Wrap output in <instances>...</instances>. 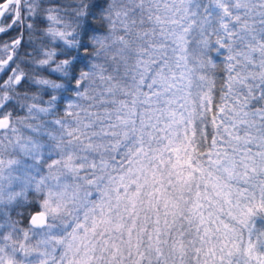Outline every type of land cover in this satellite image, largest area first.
I'll return each mask as SVG.
<instances>
[{
	"label": "snow or ice",
	"instance_id": "1",
	"mask_svg": "<svg viewBox=\"0 0 264 264\" xmlns=\"http://www.w3.org/2000/svg\"><path fill=\"white\" fill-rule=\"evenodd\" d=\"M0 264H264V0H0Z\"/></svg>",
	"mask_w": 264,
	"mask_h": 264
}]
</instances>
